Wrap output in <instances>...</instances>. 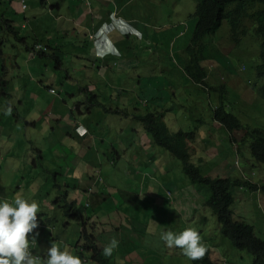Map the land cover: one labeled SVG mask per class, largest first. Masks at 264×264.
Returning a JSON list of instances; mask_svg holds the SVG:
<instances>
[{"label":"rangeland","instance_id":"374dc122","mask_svg":"<svg viewBox=\"0 0 264 264\" xmlns=\"http://www.w3.org/2000/svg\"><path fill=\"white\" fill-rule=\"evenodd\" d=\"M37 7H39V1ZM176 2L178 0H171ZM187 6L186 9H180L179 5H172V11H179L181 19L192 20L189 12L195 10V0H182ZM61 2L66 7L75 5L80 0H55ZM150 8L154 17L158 19V14L162 13L161 21L176 20V16H168L167 6L160 0H135L127 7V14L138 16L145 21L152 18V14L147 12ZM80 12H76V17ZM29 18L26 23V29H20L22 35H30L29 43L35 40L43 43L48 42V36H56L54 31L56 19L49 14L47 10L38 9L36 11L29 10L25 15ZM38 16V22H34V17ZM99 16H96L98 18ZM82 21L77 19L73 21L75 27H80ZM245 25L250 26L251 21L245 19ZM70 24L69 32L74 34V27ZM34 31V32H32ZM154 37V43L148 42L147 37L136 38L134 34L131 36L121 35L115 39L120 55H114L106 61L96 60L94 54L89 52L91 44L88 38L84 37L80 31L76 34L79 37L70 38V42L64 44L57 52L61 59V69L59 63L52 56H37L36 59H30L24 46L13 36L0 35V41L4 42L3 57L0 58V74L8 80L9 98L0 96V124L6 129H19V134L15 137L18 142L16 152H28L27 157H23L22 161H36L39 169L49 168L57 169L60 173L57 181L58 185L63 186L71 183L67 179L69 170H75V176L80 180L75 182L82 192L93 190L94 195L84 198V203L89 202L91 208L87 210L88 214L100 211L101 214L114 215L121 214L124 226L133 223L134 220L140 223L150 224L153 222L152 208L146 209L141 200L134 197L131 202L128 198L118 194V192L128 196L129 191L139 192L142 196L147 193L148 188L145 185L156 181L150 180L152 168L146 163L140 162L134 165L121 164L112 165L108 162L111 156V143L114 141L115 147H119V140L125 142L126 137L121 133V129L127 128L131 130L136 122H129L121 125V118L108 115L105 111L109 109H120L121 111H134L139 108L142 112L154 111L155 106H161L171 111H185L184 116H168L170 128L180 125L183 130L192 131L200 125V121H207L206 126L210 125L209 115L214 105H225L228 112L234 113L243 125L250 128H260V134L264 135V99L260 97H246L243 90L247 89L255 92L257 88L263 85L264 81L259 80L255 73L259 52L261 51V39L257 34L254 26H252L247 34L244 31L236 30L233 34L231 25L224 23L222 28L215 34L205 37L203 45L205 46V55L216 63L212 69L207 87L215 88L220 84V76L216 74L217 70L224 69L226 74L224 79L227 87L224 89L228 93L211 91V98L205 93L204 89L195 86L183 70L184 63L177 57H172L168 51L169 40L173 37L169 36L172 30L157 28ZM180 32V31H179ZM191 32V31H190ZM86 36V35H85ZM186 42H178L177 48L183 42L185 48L188 44L192 32L188 35ZM227 39H230L229 43ZM89 45H88V43ZM87 43V44H86ZM79 44L84 45L80 47ZM156 44L161 46L157 47ZM223 49H226V54ZM231 67L232 70H231ZM245 67V70H242ZM5 69V70H4ZM229 70V71H228ZM230 75L233 79H237L242 87L232 90L229 84ZM251 80V85L247 83ZM91 83V84H89ZM229 84V85H228ZM89 85L90 91L100 96L101 105L91 108V113H86V109L90 107L89 103L80 110L84 112L81 115L78 107L86 99L85 94L80 90L81 87ZM50 88L56 90L55 94H51ZM180 106L184 108L181 109ZM12 111H15L12 114ZM58 113L63 121H57V117L53 116ZM6 117L5 115H11ZM38 119L39 131H34L31 126H26V121L32 122ZM192 116V119L190 118ZM69 117L71 119H69ZM73 122H83L92 131V137L78 142L70 137L72 133L71 127L68 125ZM128 132V131H127ZM226 140H218L212 147H209L210 155L204 156L200 161L196 159L195 165L201 167L202 174L206 175L210 169H213L226 154L227 161L232 164L234 156L232 152L226 151ZM126 144V143H125ZM83 145H86V152H83ZM58 146L62 161H55L53 149ZM37 149L42 151L44 162L40 161V155ZM9 147L1 150L6 153ZM0 151V152H1ZM151 152L156 153V158L166 168L164 178L158 180L160 187L172 188L179 190H188V197L195 199L198 204L200 220L195 223L192 217L186 220L189 214L182 213L187 210L186 207L176 209L175 206H162L165 211L170 210V217L174 220L168 225L167 237L172 238L178 243L184 242V236L189 229H194L202 223L208 225V232L202 238L208 240L211 229L216 224V217L212 215V211L206 207L209 212L208 216L202 207L204 200H208L211 196V189L197 182H193L182 166V162L174 155L156 146ZM222 153L218 156L219 153ZM76 162V163H75ZM0 163L5 164L4 155H0ZM56 163V165H55ZM116 167V169H114ZM121 168V169H120ZM134 168L138 175L137 181L129 180V170ZM114 169V172H113ZM257 174L254 177L258 181L261 177L258 169H254ZM251 173V169L248 171ZM232 176L238 175L237 172H231ZM144 175H148L145 179ZM25 174L18 172H10L4 170L1 174L4 181H0V238L2 240L10 239L18 242L30 243L37 235L28 233L19 236L22 231L25 220L28 216L34 214H46L59 216L60 226L72 223L71 230H74L76 222L68 220L61 211H50L49 205L38 197L39 185L46 179L47 174H40L35 179H24ZM103 178V183L100 178ZM22 179V180H21ZM173 182L174 186L169 184ZM195 183V184H194ZM22 184L21 190L16 191L18 185ZM157 190L158 187H153ZM200 190L194 193L193 190ZM15 192V193H13ZM236 192V202L233 206L235 218L241 219L254 226L256 235L264 239V209L259 207L260 197L256 193H246L245 191ZM106 196L108 199L105 203L99 205V199ZM38 197V198H37ZM45 197V196H44ZM174 196L172 198H176ZM31 200L29 204H22V199ZM155 198L165 199L162 195L156 194ZM171 200V197H169ZM127 200V201H126ZM61 210V209H60ZM177 210V211H176ZM178 219L176 220V218ZM204 217L207 218L204 222ZM118 221L119 218L115 217ZM13 222V223H12ZM164 227L154 230V226L150 227L147 235L163 239ZM159 241V240H158ZM157 249V258L166 259L165 252H160L162 245L158 242L152 244ZM232 249V255L229 259L234 264H252L253 256L248 251L235 250L231 244H225L222 248ZM17 249L15 246H8L4 250H0V256L5 258L9 264L16 258ZM184 250L181 251L180 257H183ZM170 254H175L171 252ZM24 255V253H22ZM139 260L141 256H136ZM174 263H181L177 256L173 257ZM134 261V260H133ZM117 264H119L117 262Z\"/></svg>","mask_w":264,"mask_h":264},{"label":"clouds","instance_id":"9594fccd","mask_svg":"<svg viewBox=\"0 0 264 264\" xmlns=\"http://www.w3.org/2000/svg\"><path fill=\"white\" fill-rule=\"evenodd\" d=\"M38 1L39 7H37L36 0H0V35L13 36L24 46V50L32 60L36 59L37 56H47L50 54V56L55 58L56 62L59 63V69H61V59L58 57L57 52L64 44L70 42V38L75 39L74 37H79L76 32L80 31L84 37L88 38L86 40L91 44L88 53L92 52L96 60L106 61L108 58H112L113 54L120 55L115 41L119 36H131V34L137 36L136 38H145L146 36L148 42L154 43L156 29L164 28L172 30L169 36L173 37V40L171 39L168 41L169 44L166 48H168V51L174 59L177 57L184 63L183 70L185 74L195 86L202 90L204 89L208 97L211 98V91L215 90L218 93L220 91L223 92L225 88L230 86L229 84H231L232 90L242 87L237 79H233V75H230L229 86H227L226 82H224V75L227 71H224V69L216 71V74L220 76L219 86H216L213 89L207 87V81L211 72L213 74L212 69L215 68L216 63L211 61V58L205 55L206 49L205 46H203L202 40L201 48L197 47L193 54L188 52L193 48L192 40L197 25L196 7L195 10L193 7L189 12V15L192 17L191 21L181 19V17H179V11H175L173 14L168 13V16H176L174 22L171 19L161 21L160 17H162L163 14H158V19H156L150 8L147 9V12L152 14L153 17L148 18L145 21L138 16H133L129 13L127 14V7L135 0H119L114 10L108 11L105 16L98 18H96L97 15L93 14V8L91 9L95 0H80V4L77 2L74 6L71 5L70 7H66V5L61 2H55V0ZM70 1L72 2L73 0ZM161 1L165 2L166 6L167 1L172 2L171 0ZM172 3L181 4L179 5L180 9L187 8L182 0ZM31 9L34 11L38 9L47 10L48 13L53 15L56 19L54 31L57 35L53 37L48 36L47 43L38 40L29 43L30 35H22L20 33V29L27 28L26 23L29 22V18L25 15ZM86 9L95 19L94 24L92 22L88 25L86 21H82L79 24L80 27H75L73 21L77 19L81 20L83 11ZM76 12H80L77 17ZM263 12V2L255 0H235L234 3L228 7L226 11L227 18L223 20L222 26L227 22L231 25L232 32L234 31L236 33V30H240L244 31L243 34L245 35L252 26H254V29L256 30L254 24L255 21L252 17L258 18ZM245 19L251 21L250 26L244 24ZM33 20L34 22H38V16H35ZM70 24L74 27L73 35L69 32ZM190 31L192 32V36L184 48V42L188 40V35L191 33ZM182 39L184 41L183 44L177 48L178 42ZM75 42L78 43L76 39ZM156 45L157 47L161 46L160 44ZM79 46L83 47L84 45L79 44ZM260 46L261 51L256 60L257 65L255 67V73L259 80L264 81V78L259 76L257 69L259 66L264 65V46L262 39ZM3 47L4 42L0 41V58L3 57ZM223 51L228 54L226 49H223ZM194 56L198 58V62L195 65L192 64ZM232 68L233 67H231V70ZM242 70H245V67H242ZM191 73L196 74L198 78H192L190 76ZM247 83L251 85L252 82L249 79ZM6 88H8V80L5 76L0 74V96L9 98ZM80 90L86 96L85 101L78 107V112L81 115H83L84 112L80 109L88 103L90 107L86 109V113H91V108L98 106L97 104L101 105L99 100L100 96L92 93L89 85L81 87ZM49 91L51 94L56 93L54 88H50ZM224 93L227 94L228 92L225 90ZM243 94L246 97L254 96L264 99V83L257 88L255 92L244 89ZM155 107L156 109L154 111H141L140 114L144 115L148 112H155L159 113V115H163L161 122L167 129V139L172 145L177 146L180 151L186 149L191 155H193L194 149H196L197 146L201 149V155L191 157V160L189 161L191 166H193V164L195 165V163L198 164L196 159L201 161L204 156L210 155L208 149L209 147H212L215 142L218 140H226L227 143L225 148L226 151L232 152L234 156L233 163L229 164L226 154H224V156L221 157L220 162L213 169H210L206 175L202 174L201 171L200 174L205 177L217 179V181H231L234 178L238 179L236 185L232 187L230 192L231 202L233 203L231 207L232 219L234 222H244L250 225L244 220L235 218L233 206L236 202V192L240 193L239 191H245L250 194L256 193L260 197L259 207L264 209V143L262 142L264 135L260 134L261 129L250 128L249 126L243 125L241 120L234 113L228 112L225 109V105H214L211 108L209 126H206L207 121H200V125L192 131L183 130L180 125L170 128L167 120L168 116H184L185 111H171V109H166L161 106ZM180 107L181 109L184 108L183 106ZM14 112L15 111H12V114H14ZM105 112L108 115H114L121 118V125L128 124L129 122H136V125H133L131 129H136L140 125L137 121L138 119L133 116L136 111H121L120 109L111 108L109 111ZM12 114L5 116L9 117L12 116ZM53 116L57 117V121H63V118H61L58 113L52 115V117ZM38 119H42V117L36 116V120L32 122L26 121V126H31L34 131L40 132L38 128ZM69 119L71 118L69 117ZM68 125L72 129V133H69L68 137L77 142L79 140L84 141L87 137L93 136L91 129L83 122H73ZM232 126L240 127L235 135H231L228 131V128ZM123 131L128 130L127 128L121 129V133H123ZM18 134L19 129H6L0 124V151L9 147V150L6 153H3L2 151L0 152V155H4L5 161V164L0 163V181L6 180L1 177L4 170L23 173L25 174L24 179H35L39 176V166L35 160L31 163H29V161H22L23 157H27L28 152L15 151L16 146L18 145V142H15V137ZM191 135H194L195 137V140L192 142L189 141ZM180 136L184 137L183 142L178 141ZM145 140L146 141L143 142L142 146L148 142L146 138ZM231 141H233V147H231ZM157 146L176 156L169 149L160 145ZM120 147L125 153L126 145L120 144ZM82 149V153L86 152V145H83ZM37 152L40 155V161L44 162L42 151L37 149ZM221 154L222 153L220 152L218 156ZM176 157L181 161L178 156ZM156 159L157 160L152 161L147 165L152 168L150 179L155 180L157 185L154 184L149 187L147 193L143 196L139 192L134 193L129 191L128 196L118 192V194L128 198L129 202H131V199L134 197H137L138 199L144 197L141 200L142 204L146 209H153V211H151L153 214L152 224H150L149 221L142 224L139 221L134 220L133 223L130 222V224L124 226L120 212L114 215L101 214L100 211L88 214L87 210L91 208V204L89 202L84 203V198L99 193H94L91 189L88 192L81 193L80 187L75 183L79 181L80 178L75 176L74 169L69 170L67 179L73 184L68 182V185L73 187V189H69V192H66L65 190H68L67 187L59 185L61 188L58 189L57 183L51 198H49L40 191V184L38 197L42 202L44 201L49 205L50 211L59 210L68 220L74 221L78 225H76L74 230H71V222H65L64 224L67 225L60 226L59 216L57 214H34L32 217L28 216L25 220L22 231H19V236L21 238L22 235L33 233L34 235H37V238L32 239L30 243L23 242L21 239L18 242H14L8 238L5 240L0 238V250H4L8 248V246H15L17 249L15 253L16 258L9 264H101L105 261H107L108 264L111 262H113V264H117V262L119 264H175L173 260L174 256H177L178 260L181 259V263L177 264H198L203 261H207L209 264H234L229 259V256L232 255L233 251L231 247L228 249L222 248L225 244H231L235 250H246L251 253L254 258L252 264H264V257H260L256 245L259 237L256 235L254 226L252 225L250 226L253 227V233L246 234L244 230L236 227L233 231H228L229 225L220 223L216 219V224L211 229V234L208 240L202 239L208 232V225L205 223H202L198 227L195 226L194 229H189L184 236L183 243H178L172 238H168V225L174 220L170 217V210L165 211L162 209V206H166L164 204L165 201H168V205L175 206L176 209L186 207L187 210L182 213L189 214L186 220H190L192 217L195 219V223H198L200 220L199 211L201 210L198 209L197 201L188 197L190 191L179 190L171 181H169V184L174 187H160L158 180L165 177L166 168L161 163L160 159ZM108 160L112 165H117L123 160V156L112 151ZM192 160H194L195 163H193ZM196 166L200 167L198 165ZM250 169L251 173H248ZM254 169L259 170L261 178L258 181L254 180V177L257 174ZM42 170L45 171L49 177H52V172H55L53 169L49 168H42ZM231 172H237L238 175L232 176L230 174ZM129 173V180L137 181L139 179V174H137L134 168L129 170ZM187 175L191 177V175ZM59 176L60 173L58 172V179ZM147 177L148 175H144L145 179ZM100 181L103 183L102 177L100 178ZM199 184L206 186L202 183ZM154 186L158 187L157 190L153 188ZM21 187L22 184L18 185L14 190L19 191L21 190ZM206 187L210 188L212 192L209 199L207 201L204 200L202 203V207L208 216L209 212L206 210V207L212 211L213 215V209L211 208L209 201L216 198V194H213L211 187ZM150 188L151 191H149ZM193 192L197 194L200 190L194 189ZM156 194L162 195L165 199L155 198ZM56 195L61 197L60 201L52 200ZM174 196L177 197L172 198ZM169 197H171V200ZM107 199L106 196L101 197L99 199V205L105 203ZM30 202L31 200L28 198L22 199V204H29ZM115 217H118L119 220L116 221ZM177 219L178 217L176 220ZM206 220L207 218L204 217V222H206ZM152 225L154 226V230L159 229L160 227L165 228V237L163 239H158L146 234ZM242 233H245L246 235L244 239L240 241L238 236ZM247 235L253 236L256 239V242L251 243ZM156 242L162 245L160 252H165L166 259L157 258V249L152 246V244ZM182 250H184V256L180 257L179 255H181ZM171 252H174L175 254H170ZM22 253H24V255H22ZM136 256H141L142 259L139 260ZM0 264H8L2 256H0Z\"/></svg>","mask_w":264,"mask_h":264},{"label":"trees","instance_id":"16d2710c","mask_svg":"<svg viewBox=\"0 0 264 264\" xmlns=\"http://www.w3.org/2000/svg\"><path fill=\"white\" fill-rule=\"evenodd\" d=\"M234 1L235 0H195L196 8H197L196 10L197 25L192 40L193 48L188 52L193 54L196 51L197 47L201 48L202 46L201 43L205 37L215 35V33L222 26L223 20L227 18L226 11L228 7L231 4H233ZM255 1H260L264 3V0H255ZM160 2L166 5L165 2L161 0ZM172 5L176 6L181 4H175L170 1H167V7H168L167 11L169 10L168 13L170 14H173L175 12L170 9L172 8L171 7ZM252 18L255 21L254 24L256 26V32L258 31V34L260 35L264 46V12L260 17L258 18L252 17ZM233 34H235L234 31ZM227 41L229 43L231 42L230 39H227ZM197 62H198V58L194 56L192 60V64L195 65ZM257 69L259 76L261 78H264V65L259 66ZM190 76L195 79L198 78L194 73H191ZM134 111H136V113L133 116L134 118L138 119L137 121L140 123L139 127L136 129L128 130V132L123 131L126 139L125 142L121 139L119 140L118 142L119 147L117 148L115 147L114 141L111 143L110 146L113 152L123 156V160L120 161L121 168L122 166L125 165L129 166V164L134 165L140 162L148 164L152 161L157 160L156 153L151 152V150L152 148H156L157 145L163 146L169 149L171 152H173L176 156H178L181 159L183 170L185 171L186 174L191 175V178L193 179L194 182L202 183L212 188L213 194H216V198L211 199L209 201V204L213 209V215L216 217L217 221L229 225L228 231H233L236 227L241 230H244L246 234L253 233L254 230L252 226L244 222H234L232 219L231 207L233 203L231 202L230 192L232 187L236 185L238 179L234 178L231 181H217V179H213L201 175L200 167H197L194 164L193 166H191L189 164V161L191 160L192 156L194 157L196 155H201V149L198 146L196 147V149H194L193 155L188 153L186 149L182 151L178 150L177 146L172 145L167 139V129L164 126V124L161 122L163 115H159V113H155V112H148L142 115L140 114L141 110H139V108H135ZM190 118L192 119V116H190ZM239 128L240 127L238 126H232L228 128V131L230 132L231 135H235L236 131ZM145 138L148 140V142H146V144L142 146L143 142L146 141ZM183 139L184 137L180 136L178 141L183 142ZM193 140H195V137L194 135H191L189 141L192 142ZM262 142L264 143V139H262ZM120 144L126 145L125 153L122 151ZM231 147H233V141H231ZM52 154L53 156L56 157L55 161L63 160V156L61 155L58 146H56L53 149ZM108 162L111 163L109 160ZM114 169H116V167ZM53 170L55 172H52V177H49L47 175L46 179L43 181L40 188V191L49 198H51L53 190L57 186V181H58L57 178L58 171L57 169H53ZM39 172H40L39 175L45 173V171H43L42 169H39ZM150 180L154 181L153 179ZM152 185H154V183L150 182L145 185V188H149ZM64 186L67 187L68 189L65 190L66 192H69V189H73V187H70L68 184H65ZM60 188L61 187L58 185V189ZM149 191H151V188L149 189ZM52 200L60 201L61 197L59 195H56L55 197H53ZM164 204L168 205V201H165ZM246 234L245 233L240 234L238 236V239L240 241L243 240ZM247 236L251 243L256 242V239L253 236L251 235H247ZM256 245L258 248V252L260 253V257H264V240L258 238ZM101 264H108V262L105 261L102 262ZM110 264H113V262H111ZM198 264H209V263L207 261H203V262H199Z\"/></svg>","mask_w":264,"mask_h":264},{"label":"crops","instance_id":"0c3cea01","mask_svg":"<svg viewBox=\"0 0 264 264\" xmlns=\"http://www.w3.org/2000/svg\"><path fill=\"white\" fill-rule=\"evenodd\" d=\"M118 2L119 0H95L91 9L93 8V14L99 17L105 16L108 11L114 10L116 8ZM81 21H86V23L90 25L92 22L94 24L95 19L93 18L92 14L88 13V10L86 9L83 11Z\"/></svg>","mask_w":264,"mask_h":264},{"label":"bare ground","instance_id":"6f19581e","mask_svg":"<svg viewBox=\"0 0 264 264\" xmlns=\"http://www.w3.org/2000/svg\"><path fill=\"white\" fill-rule=\"evenodd\" d=\"M200 44V43H199ZM194 63V62H193Z\"/></svg>","mask_w":264,"mask_h":264}]
</instances>
